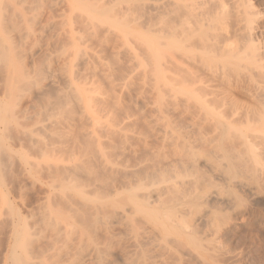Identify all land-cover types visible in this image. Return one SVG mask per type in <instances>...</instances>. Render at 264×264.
<instances>
[{
  "label": "rangeland",
  "instance_id": "374dc122",
  "mask_svg": "<svg viewBox=\"0 0 264 264\" xmlns=\"http://www.w3.org/2000/svg\"><path fill=\"white\" fill-rule=\"evenodd\" d=\"M108 1L114 2V0ZM122 1L128 4L131 2L129 7L131 5V9L133 8L132 2L135 0ZM235 1L237 0H202L203 6L201 4V7L204 8L206 14H210L209 16L211 13L218 15L213 27L219 23L213 31L215 33L219 29H222L223 33L229 31L227 34H232L231 38L234 40L232 42L231 39L230 47L234 46L233 49L239 47L241 50L246 43L249 45L250 43L242 31L239 34V31H236L239 18L235 14L244 2L248 5L250 1L252 8L255 7L257 10L254 11L251 8L257 21H255V25L259 28L256 36H253V40L257 41V45L261 43L259 46L263 48L264 0ZM68 3L67 0H2L0 2V116L5 117L8 122L7 128L0 125V139H3L0 148V264H10L11 250L15 245L11 229L13 228V224H11L13 214H20L25 219V224L29 228L32 227L31 238L29 237V240L32 239V241L27 240L28 246H26L31 255L37 256L41 251L52 248L55 238L49 231H46L45 218L40 215L43 210V205L40 204L48 194L46 192L48 187L55 186L60 189V186H92L93 184L96 186H134L135 184L137 186V184L150 179L156 181L163 173L166 177L168 176L167 179L174 178L177 175L173 173L171 161L176 159L173 154V145H176L177 138L174 139L175 143L174 140H166V142L163 140L161 129L167 124L169 129L175 128L176 136L181 135L180 143L181 138L182 140H193V142L196 141L195 151H207L208 148L199 143L197 139L199 140L201 135L208 134L211 129H206V127V130L200 129L201 131L205 130V133L201 132L200 135L197 129L189 128L194 117L192 112L197 113L194 108L199 106L193 103L188 104L189 99L187 101V96H184L186 91L190 93V90L192 92L194 90L193 85L190 86L188 82H185L184 77L188 81L190 76V72L185 71L186 68L188 70L193 68L192 70L196 71L198 78L200 77L201 84L203 82V85L207 86L197 85L198 89L196 88L194 93L201 98L203 95L204 100L206 98L210 103L212 102L213 108L216 109L215 113H218L222 108L220 113L228 116L231 120V117L234 118L233 110L238 108L241 109L242 114L240 113V117L235 116V120L243 121L246 110L256 108L257 105L253 82L250 79L254 74L252 71L255 72L253 67L255 64L250 66L251 63L248 62L251 59L244 60L247 58L246 53L241 60L236 57L237 60H226H231L230 63H226L225 60L221 61L222 64H225L219 63L218 67L222 68L221 66H223V69L218 68V75L216 69H213L214 75L211 73L212 70L208 72L206 61L200 64L201 58L198 60L200 55H196L197 58L194 55H189L190 59L188 56V59L184 56L185 59L179 61L180 64L182 62L181 66L183 65V67L178 66L181 68L178 70L181 71L185 66L186 68L181 71L180 75L178 72H171V70L169 73L166 70L169 69V66L166 68L167 63H165L168 56L172 54V57L177 54L182 56L176 50H173L174 52L169 55L167 52L165 53L164 28L159 21L162 18L157 17V22L151 21L152 24L150 23L149 26H142L140 22H138L139 24L136 22L137 17H140V11L133 8L128 13L125 10L112 11L109 13L110 21L105 20L104 23L96 24L91 19L102 7L92 5L93 2H91L90 5L88 4L90 9L86 7L84 10L78 9L77 11L72 8V11L74 10L72 13ZM220 4L223 5V9ZM93 6L97 7L91 8ZM227 12L231 15L235 13L232 17ZM1 20H4L3 23ZM112 20H117V22L111 23ZM231 21L234 22L231 23ZM4 22L5 26H3ZM116 23L118 25L122 23L123 26L126 23V26L122 28V24L118 26ZM221 24L224 25L223 28ZM197 33L199 32L195 31L194 36ZM234 34L236 36H233ZM240 36L244 38H240ZM186 37L188 39L191 36L187 35ZM237 37L238 41H235ZM73 40L75 41L73 42ZM184 40L186 41V39ZM178 46L176 44L175 48L177 49ZM230 47L229 49L233 51ZM179 55L176 56L178 59ZM165 56L168 58L166 59ZM194 57L200 62L196 63L197 60L196 62L194 60L192 64L190 60ZM185 60L190 61L188 63L191 67ZM175 69L177 71L175 67L174 72ZM199 70L200 73L202 71L201 74ZM224 71L225 75H228L227 77L224 76ZM244 71L246 74L248 73L249 79ZM204 73L206 80L202 77ZM209 78L213 79V82ZM245 78L247 79L245 80ZM182 80L186 83L185 85ZM233 80L235 81L233 82ZM219 81L221 82L219 87L223 85L222 88L225 91L218 88ZM211 83L214 84L211 85ZM119 86L124 87L121 90L118 88ZM217 96L221 100L224 99L225 104L226 99L229 100L226 106H222L221 101H218L221 106L217 103ZM238 104H240L239 107ZM241 105L244 106V109ZM190 108L191 111L193 110L192 112ZM38 122L39 124H37ZM164 124L166 125L164 126ZM39 125L40 127H37ZM41 126H46L44 127L46 130ZM159 151L165 153L167 157L162 156L161 159ZM167 151H170V154ZM165 159L170 161L165 162ZM263 160L259 166L257 165L259 171L256 169L258 163L252 162L249 165L250 168L248 166L249 170L246 168V164L245 169L244 166L241 167L239 175L237 174V178L242 177V181L247 179L246 182L250 186L258 187V194L255 197L239 190H237L238 192L235 190L232 194L231 190L234 189L230 190V197L225 191L230 198L237 196L236 200L232 198L234 200L232 205L220 206V211L222 210L220 213L223 216L221 222L223 223L218 235L221 243L218 251L221 253L215 257L212 264H264ZM17 162L28 163L29 167L26 172L16 166ZM250 162L249 160L248 164ZM166 163L170 164L166 165ZM252 164H254V168H252ZM199 165L200 168H194V176L197 175L198 178L200 176L201 179L204 174H207V171L206 168L203 170L202 164ZM223 168L226 166L223 165ZM253 169L257 170V175ZM29 172L35 182L27 179ZM180 172L184 171L180 170ZM181 173L178 175H182ZM206 177L205 175L204 178ZM220 183L222 182L219 180L216 182L217 185H221ZM70 193L64 194V196H68ZM61 203L62 201L58 200V204L61 205ZM66 258L63 259L66 260ZM182 264L201 263L192 257L185 256Z\"/></svg>",
  "mask_w": 264,
  "mask_h": 264
},
{
  "label": "bare ground",
  "instance_id": "6f19581e",
  "mask_svg": "<svg viewBox=\"0 0 264 264\" xmlns=\"http://www.w3.org/2000/svg\"><path fill=\"white\" fill-rule=\"evenodd\" d=\"M67 1L69 2L68 5L70 6L69 8L71 9V11L72 8L77 11L78 9L84 10L86 7L90 9V6L88 7V4L90 5L91 2H93L92 5L95 4L98 7H102V9L96 11L95 15L91 19L92 21H95L96 24L104 23L105 20L110 21L111 18L109 17V13L112 11L114 12L115 10H125L126 13H128L133 8L134 10L139 9V11L141 12H139L140 17H137L136 22H140L142 26H149L150 23L152 24V22H157V17L162 18L159 21L164 28V44L166 47L165 53L167 52L169 55V53L174 52L173 50H176V52L179 51L178 53H180L183 57H180V55L176 52L175 53L179 55V59L176 57L177 55L175 57H172L173 54L169 55V58L165 56L166 59L168 58L166 61L164 59L165 63H167L166 68H168L169 66V69H166L168 70L167 72L171 70V72H178V75H180L181 71H183L186 66L184 67V69L182 68V70L179 71L178 68L181 69L180 67H183V65L181 66L182 62L180 64L179 61H183L185 59L184 56L186 57V59H190V56L200 55L201 57H199L198 59L200 60L201 58L200 64L206 61L207 63H204L206 64V66H208V72L212 70L211 73H213L214 75L215 71H213V69H216L217 73V71H219V63L222 64L223 60H235L236 57L238 58V60H241L242 57H245L246 53L247 58H244V60L249 61L251 59V61L248 62L249 64L251 63L250 66L255 64L257 67L256 72V67L255 65H253L256 73L252 71L254 74L252 73L253 76L251 78L247 75L248 73L246 74V71H244L246 77H248V79L250 78L253 82V92L255 100H257V105L256 108L248 109L245 113L243 112V121H241V119L238 120V118V121L235 120V116H239L240 113L242 114V112L240 111L241 109L239 110L238 108H235L234 110L232 108V115L234 116V118L232 119V117L230 116L231 120L230 118H228V116L222 115L220 113L222 108H219L220 111L218 113H215L216 109L213 108V104H211L212 102L210 103V101H208V99L206 100V98L204 100L203 95L201 98L199 97V95L197 96V94L195 95L194 93V90L198 87L197 85L204 87L207 86L203 85V82L201 84V79H199L200 77L198 78L197 74L195 73L196 71L192 70L193 68L191 70H188V68H186L185 71L190 72L189 74L191 76V79H189L190 76L188 75V81L187 78L184 77L186 79L185 82H188V85L190 86L193 85L194 90L193 92L192 90H190V93H187V91L184 93L183 90V92H181L186 94L184 96H187V101L189 99L188 104L193 103L196 106H199L198 108H194L197 110V113H193L194 111L192 110V112L190 108L192 116L194 117L192 118L189 128L191 127L194 130L197 129L200 135L202 134L201 132L205 133V130L207 128H210L212 130V133H210L211 130L209 131L210 134L207 131L208 134L201 135L199 136V140L197 139L199 143L208 148L207 149L205 147L207 151L205 149V151L203 152L195 151L194 146L196 141L193 142V140L188 141L182 140L181 138L180 143L179 137L181 135L176 136V132L174 131L175 128H172L171 130L169 129L168 124H164V126L166 125V127L161 129L162 134L159 133L161 134L163 140L166 142V140L173 141L175 138L178 139V141L176 139V145H173V154L176 159H172L175 162L171 161L173 163L172 170L174 169V172L172 170L171 172L177 175H174V178L171 177V179H167L168 176L166 177V175H164L163 173L159 175V178L156 179V181L151 179V181L149 180L141 183H139L138 181L139 184H137V186H135V184L134 186H96V184H93L95 186H60V189L57 187L56 189L55 186H50V188L48 187L46 189V192L48 194L45 195L46 198H44L45 201L43 200V203L40 204L43 205V210L41 211L40 215L45 218V225H47L46 231H49L55 238L53 246L48 250L41 251L37 256L31 255L29 249H27L28 247L26 246H28L27 240L32 241V239L29 240L32 227L29 228L25 224V219H23L20 214H13V218L10 219L13 220V222L11 223L13 224V228L11 229L13 230L12 236L14 237L15 245L11 250L10 264H182L185 256L192 257L201 264H212V262L215 260V257H218V255H220L219 253H221L218 251V249H220L219 247L221 246L218 235L221 231L220 227H222L223 223L221 222L223 216H221L222 210L220 211V206L230 204L232 205V203H234L233 199L235 198L236 200L237 195L235 197L232 196L233 199L230 197L231 193L233 194L235 190H239L240 192H247L254 197L258 194V187L256 188V186H250L249 183L246 182L247 179L245 181L243 180V182L241 179L242 177H239L240 179L237 178V176L239 175L238 172H240L239 170H241V167L244 166L243 168L245 169V165L247 164L246 168L249 170V165L254 162L255 164L258 163L256 164L257 169V167L260 165L259 163L264 158V44L262 48L261 46H259L261 45V43L257 45V41L253 40V36H256L259 29L258 26L255 25V7L252 8V5L249 1V3L247 2L248 5L250 4L249 6L244 2L245 5L242 4V8L239 7L240 9L238 11L234 8V10L237 11V14L235 15L239 18V22H237L239 26L237 25V27H234L237 28V32L239 31L238 34L242 31L244 33V37L250 43V45L247 44V41L245 39L246 45H244L245 43L243 44L244 46L242 45L244 48H241V50H243L241 51L239 47H237V49H235V47V50L233 49L234 46L230 47L232 34H227L229 31L227 33L226 31L224 33L221 32L222 29L216 31L217 33L213 31L216 29L219 23H216V27H213L215 18L218 15L216 16V13L213 15L210 11L209 12L211 13V16H209L210 14H206L204 8L201 7L202 0H192L190 2H187L185 0H135L134 2H132V9L131 5L129 7V4L131 2L128 4L122 0L121 2H119V0H116L117 2L115 0L114 2L108 0L105 2L104 0ZM237 1L240 2L239 0ZM0 2H2V0H0ZM221 4L220 7L221 9H223L224 7ZM97 6H93L91 8H96ZM227 13L230 14L229 12ZM234 13L232 14L234 15ZM233 15L231 16L233 17ZM223 17L225 16L223 15ZM1 21L3 23L4 20ZM113 22H117V20H112L111 23ZM232 22L234 21H231V23ZM5 24L6 23L4 22L3 26H5ZM121 24L118 25V23H116V25L118 26H121ZM125 24L124 26H126ZM93 25H95L94 22ZM124 26L122 24V28ZM228 26L229 25H227V28H229ZM223 27L224 25L222 26V28ZM15 29L16 28H14V30ZM22 30L24 31V29ZM195 31L199 32L195 35L196 37L194 36ZM238 34L236 33L237 36H239ZM187 35H190L192 38L190 37L187 39ZM236 35L234 34L233 36ZM242 37L240 36V38ZM184 39H186L187 42ZM235 39V41H238V37ZM74 41L75 40H73V42ZM229 42L230 44H228ZM232 42H234L233 39ZM176 44L179 45L177 49L175 48ZM234 44L236 45V43ZM258 46L261 48H259ZM229 47L232 48L233 51L230 50ZM194 60L196 62L197 59H195V57L191 58V63ZM198 60L196 63L200 62ZM230 61H226V63H230ZM176 63L180 65H177ZM189 64L190 63H188L187 65ZM175 67L177 68V71L175 69L174 72ZM189 67L191 66L189 65ZM221 67L222 68L219 69H223V66ZM253 67H251V69ZM226 68L224 70H226ZM229 72L230 69L228 71V75ZM218 74L219 73H217V75ZM237 74L239 75V73ZM204 76L205 73L202 77ZM224 76H226L225 71ZM169 77L172 78L171 76ZM213 78H215V76ZM210 79L211 78H209V80ZM246 79L247 78H245V80ZM212 80L213 79H211V81ZM234 81L235 80H233V82ZM214 82L216 83V81ZM221 82H218V88H222L223 85H220L219 87V83ZM229 82L231 83L230 80ZM186 83L183 82L184 85ZM213 84L211 83V85ZM120 86L118 88H121L122 90L124 86ZM115 88H117L116 85ZM204 93L206 95V92ZM219 93L220 91L218 92V94ZM212 97L215 96L212 95ZM217 98V103L218 101H221V105L223 104L222 106H226L227 102L229 101H227L226 99L225 104L224 99L221 100L218 96ZM230 101L232 104L231 99ZM87 104L91 105L89 103ZM218 104L220 105V103ZM239 105L240 104H238V107ZM232 106L234 107V104H232ZM243 107L244 106H242V108ZM172 109L175 110V108ZM194 114H197L196 117ZM188 115L190 117V114ZM190 118L188 119L190 120ZM159 119L161 118L159 117ZM95 121L97 122V120ZM39 122L37 124H39ZM1 124L5 128H7L8 122L5 117L0 116V125ZM37 127H40V125ZM44 127L46 126H41V128L45 129ZM203 128L205 130L201 131L200 129ZM2 140L3 139H0V148ZM162 151H159L161 153L159 154L161 155V159L162 156L167 157L166 154H163ZM168 160L165 159V162H168ZM249 160L251 162L248 164ZM107 163L110 164V162ZM15 164L18 168L23 169V171L25 172L29 167L28 163L17 162ZM167 164L168 163H166V165ZM199 164H202L204 166L203 170L206 168L205 170L208 174H204L201 179L199 175V178L196 177L197 175L194 176V168L200 166ZM29 165L31 164L29 163ZM223 165H225L226 168H223ZM253 165L254 164H252V168L255 167ZM243 168L242 170H244ZM180 170L184 172L181 173ZM253 171L256 173L254 169ZM180 173L182 175H178ZM204 173L206 172L204 171ZM257 174L258 173H256V175ZM205 175L207 176L206 178H204ZM27 179L35 182L30 172L27 174ZM217 179L225 185L221 186L223 185L222 183H220L221 185H217ZM230 190L232 191L231 193ZM225 191L230 195V197ZM69 192L71 193L68 196H64V194H67ZM57 193H60L61 195ZM51 196H53V199H51ZM52 200H54L53 203ZM58 200L62 201L61 205L64 204L62 207H60L61 205L58 204ZM64 257H67L66 260L63 259Z\"/></svg>",
  "mask_w": 264,
  "mask_h": 264
}]
</instances>
